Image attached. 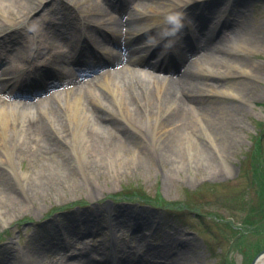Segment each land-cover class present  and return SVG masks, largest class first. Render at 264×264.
I'll return each instance as SVG.
<instances>
[{
  "label": "rangeland",
  "instance_id": "rangeland-1",
  "mask_svg": "<svg viewBox=\"0 0 264 264\" xmlns=\"http://www.w3.org/2000/svg\"><path fill=\"white\" fill-rule=\"evenodd\" d=\"M98 1L104 3L103 0ZM138 1L130 0L129 5L124 6V10L132 12ZM40 2V0H27L10 4L11 1H3L4 5H8L9 8L11 5L10 9L22 16V20L16 26H9L7 21L0 16V22L3 25L0 29L4 28L5 31L11 33L12 39L22 45L20 53L30 60L29 67L20 65L16 73L20 78L27 77L28 72L35 68L49 65L47 62L49 57L52 60L56 59V54L51 53L47 48L40 49V46L51 43V39L57 38L62 32L68 36L75 35L80 42H83L86 37L94 38L97 34L95 32L97 26H101L103 32L109 34L110 23L103 20L96 21V19L100 17L108 19L110 14L113 16L117 13L109 11L110 14H108V11L95 10L91 7L86 11L83 5L84 0H44ZM208 6H212L217 14L223 15V20L226 17L229 21L237 19L240 24L239 30L235 31L238 36L234 34L230 41L232 44L229 43L230 45L228 44L225 48L220 46L218 49L220 51H215L217 56L225 57L222 60L219 57L217 59L223 66L225 65L224 60L228 63L233 61L232 65L224 66V68L231 69L233 73L223 74L220 77L216 75L218 73L213 72V74L211 70L200 66L196 67V72L193 71L190 75L186 72L185 75L188 76L183 80V86L190 91L194 88L188 87V80L195 77L196 79L192 82L198 89L197 92L199 91L197 93L199 100L193 103L192 116L188 119L189 128L198 130L196 133L198 149L206 145L208 149L211 148L216 157L212 152L210 155L204 149L195 152H191V149L188 151L185 145L180 143V147L174 140L162 146L154 144L158 128L155 129V123L151 122L154 117L150 119L144 114L143 104L145 103L151 111H157V108L150 105L145 94L146 88L141 90L146 101L141 102L142 99L138 93L139 86L136 87L137 92L135 93L134 89L126 85V99L134 102L139 110L136 115L132 116V121L136 123L135 126L125 120L121 112V101H116L102 84L96 82L93 87L109 104L111 108L109 111L117 112L114 113L116 118L124 122L132 133L133 142H128L129 147L135 146L138 150H144L140 153L143 161L140 163L121 161V164L118 162L114 168H108L110 166L108 161V166L101 168L100 165L103 162L101 160L92 169H85L82 172L77 157L79 148H74L75 138L71 136V145L68 140L65 144L69 145L65 146L68 152H64L62 148L57 152L59 158L67 164L65 166L67 170L59 172L56 165H45L44 159L36 157V153L30 150L25 141L24 145L17 148L21 154L15 155L17 158L13 165L15 174L8 169L11 167L8 163L5 165L0 163V168H3V173L0 175L1 187L5 190L9 189L10 183L8 178H5L8 176H11L15 183L17 182L16 196L8 198L0 194V264L2 262L4 264H29V259L26 257L29 247L33 244L38 246L43 240L48 247L42 251L43 255L38 264H54L59 258L66 260L73 251L77 253L82 250L83 240L90 247H109V250L112 249V255L117 258L116 252H118L120 258L127 263L145 253L144 249L138 250L137 242L139 241L170 252V254L180 248H186L187 253H185L184 260L188 258L187 264H222L225 253L235 264H252L257 256L264 254L263 233L248 234L243 248L231 246L234 232L229 228L228 223L230 219L238 223L244 217L243 214L247 215L251 211L249 203L247 207L234 206L240 202L241 197L240 206H242L244 195H247V199L251 197L247 192L249 181L245 173L244 159L252 148L254 136L258 131V123L264 121L262 113L264 112V79H262L264 78V0H237L234 4L227 3V5L224 1H218L216 4L210 1ZM192 8L185 11V15L180 16V21L187 22L190 30L195 28L196 21L189 15V12L206 13V10H192ZM198 19V22L201 21V18L198 17ZM192 23L194 24L190 25ZM231 29L230 27L226 29V33L223 34L225 38L229 39L233 35L229 31ZM11 30H16V32L13 33ZM50 34L55 36L48 38L51 37ZM162 35H158L156 41L167 54L174 49L172 48L174 44ZM183 35L184 32L178 37L181 38ZM214 38L219 39V36L216 34ZM4 41L5 39H2L1 42L5 43ZM60 43L62 45L56 43V48L65 50L60 52L61 54L70 52L69 46H65V41H60ZM244 43H251V47H245ZM215 49H217L216 46ZM110 51L114 53L111 47ZM43 54H46L45 58L41 57ZM145 56H147L146 52H142L138 57L143 61ZM171 57L173 58L172 55ZM172 58L168 61L170 62ZM212 59L213 55L209 54L202 57L201 62L202 64L211 63ZM234 62L247 64L250 68L249 72H243L238 65H234L236 64ZM131 64L140 68L144 67L143 64ZM112 67L113 65H109L110 70L113 69ZM164 73H170V71ZM138 77L140 76H135V78ZM148 82L149 79L145 77L144 81L139 83ZM152 82L153 85L156 83L151 79ZM207 82L217 85L229 82L236 87L237 92L234 90L229 94L214 93ZM165 86L170 85L165 83ZM83 89L90 105L96 106L87 88ZM38 98L40 94H32L29 99ZM53 103H55L53 107L57 108L58 115L61 109L63 123L74 128L65 107L58 106L55 99ZM39 104L36 103L35 107ZM200 105L202 108L210 105L212 110L203 111L199 108ZM226 115H230L229 118H224V123L221 122L219 125L224 127L226 137L221 156L219 147L215 148L211 145L208 138L202 134L201 126L215 135L217 130L208 122V119ZM42 118L45 119L44 115ZM30 119L28 117L25 124L34 121ZM169 121L171 126V120ZM85 132L92 148L100 152L126 145L123 144L125 143L123 142L124 137L119 136L115 131L102 130L88 124ZM70 134L71 131H69ZM174 138H176L175 134L170 139ZM0 151L3 152L1 146ZM209 155L213 160H209ZM83 163L82 160L81 164ZM54 168L58 173L53 174ZM33 175H36V178ZM126 189L128 192H141L147 197L144 199L135 196L133 199L127 198L124 195ZM155 197L162 198L164 201H158ZM254 200L255 208H257L258 200L256 198ZM166 202H183L184 207H170ZM244 208L243 212H239V209ZM197 209L202 212L203 218L197 214ZM252 213L256 214L255 218L258 220L264 218V208ZM87 216L95 217L88 225L83 219ZM263 221L264 219L260 223ZM144 223L148 225L145 226ZM67 226H74L75 232L66 231ZM82 231L87 233H81ZM116 241L119 242L117 245L132 244L131 249H128L129 251L125 249L121 253L120 249L113 248ZM253 244L255 247H252ZM103 252L91 251L90 255L102 260L105 256ZM78 264L81 262L78 261Z\"/></svg>",
  "mask_w": 264,
  "mask_h": 264
},
{
  "label": "bare ground",
  "instance_id": "bare-ground-1",
  "mask_svg": "<svg viewBox=\"0 0 264 264\" xmlns=\"http://www.w3.org/2000/svg\"><path fill=\"white\" fill-rule=\"evenodd\" d=\"M3 1L0 0V16L7 21L9 26L19 25L22 16L11 10V5L10 8L8 5H4ZM8 1H11L10 4H12L15 1L26 2L27 0ZM40 1V3L44 2V0ZM103 1L104 3L98 0H84L83 5L86 7V11L91 7L95 10L108 11V14L117 12L113 16L110 14L108 19L103 17L96 19V21H108L111 26L110 33H104L102 27L97 26L95 31L97 34H95L94 38L86 37L83 43L75 35L68 36L64 32L60 33L57 38L54 37L55 35L50 34L51 37L48 38L54 37L51 39V43H45L39 48H47L51 53L56 54V57H61L60 60L57 64L49 63L47 66L35 68V73L28 72L27 77L20 78L16 74L20 65L26 67L31 65H28L30 62L29 58L20 53L22 45L17 43V40L12 39L10 32H5L4 35L0 36L5 39V43L1 42L2 39H0V146L3 150V152L0 151V163H4V165L8 163L11 166L8 169L13 174H15L14 161H17L15 155L21 154L17 148L24 145L25 141H27L30 150L36 153V157L44 159L43 163L45 165H56V168H59V172L66 171L67 167L65 166L67 164L59 158L57 152L61 148L64 152H68L65 146L69 145L65 144L68 140L71 145V136L75 138V141H78H74V148H79L77 157L82 172L85 169H92L101 160H103L102 165H100L101 168H106L108 161L111 163H109L110 166L108 168H114V165L118 164V162L121 164V161L137 163L143 161L140 153L144 150H138V147L135 146L129 147L128 142H133L132 133L124 122L116 118L114 113L117 112L112 113L109 111L111 109L109 104L99 91L93 87L96 82L102 84L115 97L116 101H121V112L125 120L135 126L136 123L132 121V116L136 115L139 110L134 102L126 99V85L128 84L127 87L130 89H134L135 93L137 92L136 87L139 86L140 91L138 93L141 97L140 99H142L141 102L146 101V98L143 97L144 93L141 91L145 87L147 90L145 94L150 105L155 106V109L157 108V111H151L145 103L143 104L144 114L150 119L154 117L151 122L155 123V129L158 128L154 137V144L162 146L164 143L174 140L179 145L180 143L185 145L188 151L191 149V152H195L196 150L204 149L211 155L212 150L211 148L208 149L206 145L201 144L202 147L198 149L199 143L196 139L198 130L189 128L188 119L192 116L191 108L194 106L193 103L199 100L197 95L199 91L197 92L198 89L195 88L192 82L196 78L188 80V87L194 88L190 89V91L183 86V80L188 76L187 74L185 75L186 72L190 75L191 72H196V67L200 66L211 70L212 73H218L216 75L220 77L223 74L233 73L231 69L224 68L227 64L232 65L233 61L228 63V61L224 60L225 65L223 66L217 59L219 57L222 60L225 57L222 55L217 56L215 51L219 52L220 46L222 48L228 46L235 31L239 30V21L237 19L229 21L227 17L223 20V15L217 14L213 11V7L208 5L210 1L212 3L215 2V4L218 1H224L227 5V3L234 4L237 0H201L199 2L198 0H162V2H158L160 0H139L141 2L138 1L136 3L132 12L124 10V6H128L130 0ZM192 6L194 9L206 10V13L202 14L200 11H193V14L189 12V15L196 20L195 28L190 30L187 25L184 26L183 21H180V14H182L181 16L185 15V11ZM135 11H138V13H135ZM198 17L201 18L199 22ZM1 23L0 27L3 26ZM58 23L60 22L58 21ZM229 27L232 28L229 31L233 35L228 39L223 34L226 33V29ZM4 31V28L0 29V33ZM11 31L13 33L16 32V30ZM182 31L185 35L178 38L177 34L183 33ZM162 34L165 35L167 41L175 43H173L174 49L167 54L164 53V48L160 47L156 41L159 37L158 35ZM216 34L219 39L214 38ZM132 40L136 42L133 41V43ZM60 41H65V46H69L70 52L61 54L60 52L65 50H57L56 43L61 44ZM131 44L134 45L131 46ZM215 46L217 49H215ZM244 46L249 48L251 43H244ZM110 47L112 51L115 49L116 52L112 53ZM153 47L155 48L154 50ZM176 51L180 52L177 53ZM142 52L147 54L143 61L138 57ZM209 54L213 55V61L202 64L201 58ZM41 57L45 58L46 54ZM169 58H172L170 62L168 61ZM166 62L169 63L167 64ZM131 63L135 65L143 64L144 67L133 66ZM109 65H113V69L110 70ZM234 65H238L243 72L248 73L250 70L245 63H236ZM106 66L108 67L105 69ZM145 68H148V70H145ZM165 71H170V73H164ZM113 72L114 74L111 75ZM122 72L123 74H121ZM134 75L144 79L147 77L149 82L146 84L139 83L144 81V79L135 78ZM151 79L156 81L154 85L153 82L151 83ZM165 83L170 86L166 87ZM207 84L211 85V90L214 93L229 94L234 90L237 92L236 87L229 82L218 85L213 84V82H207ZM84 87L90 92L91 100L97 104L96 106H92L88 102L84 94ZM32 94H40V98L36 100L29 99ZM53 99H55L58 106L65 107L68 118L72 120L74 128L68 127L63 123L61 109L58 115L57 108L53 107L55 105ZM36 103H40L38 107H35ZM199 108L203 109V111L212 110L210 105L203 108L200 105ZM43 115L45 119L42 118ZM229 116L208 119V122L217 130L215 135L201 126L202 134L208 138L211 145L215 148L219 147L221 156L226 137L224 136V127L219 125L221 122L224 123V118H229ZM28 117L31 118L30 120L34 119V121L25 124ZM169 120H171V126L169 125ZM88 124L102 130L117 132L119 136L122 135L124 137L123 142L125 143L123 144L126 145L110 148L106 152L93 149L85 132ZM69 131H71L70 135ZM173 134H175L177 139H170ZM212 154L214 155L213 152ZM210 155L209 160H213ZM82 160L83 164H81ZM2 173L3 168H0V175ZM56 173L58 171L54 168L53 174ZM33 176L36 178V175ZM5 178H8L10 187L5 190L1 187V184L0 194L8 198L16 196L17 182L15 183L11 176ZM93 218L95 219L94 216H87L83 219L87 221L85 223L88 225ZM66 231L73 233L75 228L74 226H67ZM61 233L64 232L61 231ZM81 233L87 232L82 231ZM117 242L113 245V248L120 249L121 253L125 249L127 251L131 249L132 244L117 245ZM82 243L83 251L78 253L81 255L77 258L81 264H115V259L121 257L118 252L116 253L117 258L112 255V249L109 251V247L106 248L107 246L90 247L86 245L84 240ZM137 244L138 250L140 248L144 249L145 253L140 257H135L132 262L127 264H187L188 258L186 257V260H184L185 253H187L186 248H180V250L170 254V252L159 250L157 247L141 241L137 242ZM47 247L48 245H46L44 240L38 246L33 244L29 247V251L26 254L29 259L28 263L38 264L39 259L43 255L42 251ZM91 251L97 253L104 251L102 254H105V256H101L102 260L97 256L91 257L89 255ZM78 254L72 252L71 256L66 260H60L59 258L58 262L54 264H78L74 261ZM143 255L147 257H142ZM1 264L4 263L2 262ZM120 264H125V261L122 260ZM254 264H264V254L257 257Z\"/></svg>",
  "mask_w": 264,
  "mask_h": 264
},
{
  "label": "trees",
  "instance_id": "trees-1",
  "mask_svg": "<svg viewBox=\"0 0 264 264\" xmlns=\"http://www.w3.org/2000/svg\"><path fill=\"white\" fill-rule=\"evenodd\" d=\"M258 133L255 136V140L252 146V149L249 151L247 154L246 158L244 159V164L246 166V171H248V174H250V183H251V192H252V198L250 201H248L245 197L243 196V204L241 205L242 202V197L240 202L234 206V207H246V204L249 202V207L250 208V213L247 215L243 214L244 218L242 222L245 225H251V226H261L264 228V221L260 223L264 218L258 220L255 218L254 213L252 212H258L262 208H264V122L260 121L258 123ZM136 192V191H134ZM131 193V192H128ZM140 196H144L143 193H139ZM258 200V204L255 208V200ZM254 201V202H253ZM244 209H239V212H243ZM258 217V215H257ZM244 235L240 234L237 237V244H243ZM255 247V245H253ZM222 264H235L232 262L228 257H225L223 260Z\"/></svg>",
  "mask_w": 264,
  "mask_h": 264
}]
</instances>
